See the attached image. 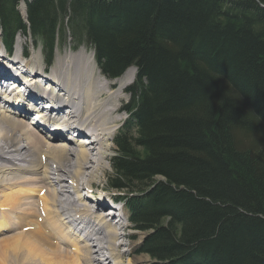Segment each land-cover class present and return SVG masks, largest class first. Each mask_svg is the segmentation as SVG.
Masks as SVG:
<instances>
[{"label":"trees","instance_id":"obj_1","mask_svg":"<svg viewBox=\"0 0 264 264\" xmlns=\"http://www.w3.org/2000/svg\"><path fill=\"white\" fill-rule=\"evenodd\" d=\"M0 0V40L135 69L106 178L146 264H264V0ZM26 55V54H25Z\"/></svg>","mask_w":264,"mask_h":264},{"label":"bare ground","instance_id":"obj_2","mask_svg":"<svg viewBox=\"0 0 264 264\" xmlns=\"http://www.w3.org/2000/svg\"><path fill=\"white\" fill-rule=\"evenodd\" d=\"M19 8L25 18L24 0ZM3 48L0 40V90L10 86L13 90L0 97V236L19 232L0 239V258L9 260L0 264H123L128 253L119 251L125 246L119 240L125 227L112 224L113 218L106 220L110 213L98 215L103 206L90 212L87 198L94 197L101 205L99 195L90 193L112 140L106 120L115 121L119 92L133 81L135 69L107 80L97 72L93 55L80 48L57 59L48 77L39 67L38 54L20 61L19 53L8 57ZM30 76L37 79L32 82ZM41 78L49 79L52 93L35 85ZM23 85L27 90L20 91ZM55 89L60 93L53 96ZM28 98L36 105L47 100L48 106L37 111ZM31 110L36 113L30 120L35 119L37 127L25 121ZM72 129L83 135L86 129L93 137L91 144L84 146L83 137L71 144ZM81 181L87 184L82 186Z\"/></svg>","mask_w":264,"mask_h":264},{"label":"rangeland","instance_id":"obj_3","mask_svg":"<svg viewBox=\"0 0 264 264\" xmlns=\"http://www.w3.org/2000/svg\"><path fill=\"white\" fill-rule=\"evenodd\" d=\"M18 10H19L20 15L24 18V16H23L24 14H22L19 7H18ZM32 44H33V49H32ZM36 46H38V45H35L31 38L17 36L15 39V43H14L12 57H15V55L21 51L27 52L29 54L27 57V60L31 57V54H33V53L38 54V56H39V58H38L39 59L38 60L39 67H40V69L45 70V74L48 77L51 75V68L53 67L55 61L57 59H62L69 51L75 52L80 48H84L86 50L87 55L93 54L92 50L88 46H81L78 48H73L72 45L68 43V41H64L62 43V45H58L57 47H55L54 57H53L51 66L48 68V70H46L44 67V64H43V55L40 51V48L36 47ZM97 72H99V71L97 70ZM26 74H27V72H26ZM128 86H126V87H128ZM112 88H114V86H112ZM119 97H120V100L116 103V105L119 107V112L117 115L114 116L115 121L112 119H109V118L106 120V122L109 123L108 126L112 127V139H113V136L115 135L116 131L118 130V128L121 126L123 121L126 119L125 113H123L121 111V107L126 103L127 98H128L124 92V89L122 92H119ZM61 117L62 116H60V119H61ZM85 133L88 134L89 132L85 129L84 135L83 134L82 135L78 134V135L85 138L87 136V135H85ZM78 135H76V133L71 132V134L69 136H72L71 139L75 140L77 138L76 136H78ZM108 144L110 145V149L105 150V152L107 154V158L103 161L104 163L102 162V164L100 166L101 168H99L100 170L98 169L99 171L97 170L98 172H95V175L98 177H95L93 180L94 182L92 181V183H91L92 195L95 196L98 194L100 197L101 205L103 206V211L98 214L100 216H105L107 213L111 212V211L108 212V210H111V209L109 207H106V206L110 203L112 197H114V195L116 194L114 191L109 190L107 185H106V178L108 175H111V169H110V164H109L110 161L109 160L114 155V146L112 144V140ZM50 177H54V176H50ZM68 183H69V181L66 179V184L69 185ZM80 183H82V186L87 184L86 181H81ZM82 186H80V188L78 187V189H81ZM84 193H85V190L80 192V195H82ZM61 198L64 199L66 197H60V199ZM87 199H88V201H87L88 210L91 212L92 208L96 207L95 204L96 203L99 204V202L96 201V199L94 197H92V199H90V198H87ZM94 200H95V202H94ZM92 202H94V203H92ZM97 207H98V205H97ZM123 215H124L125 221H123V220L119 221V225H122L125 228L123 231H121L123 233V237L119 240V242L124 244L126 247L124 246V247L120 248L119 251L121 253L125 252L126 255L128 253V258L127 257L123 258V264H125V262L128 260L133 261L134 264H146L150 260L148 258V256L136 255V252L138 250L140 242L142 241V239L144 237V234L132 229L131 225L128 224L127 220L125 219L126 218V212L125 211H123ZM106 220H110V217H106ZM112 224H114V223H112ZM12 232L5 233L4 236H0V239L5 238V240H7L8 238L13 237V235L18 233L19 231L13 230ZM80 236H83V235L81 234ZM52 243H54V242H52ZM52 246L56 247V245H52ZM127 246H129L130 248L128 249ZM60 247L62 248V250H68L71 252V250L69 248H65L64 246H60ZM4 251H6V253L9 254V251L7 250V248L6 249L4 248ZM48 258H50V257H48ZM59 260L62 261L61 259H59ZM0 261H1L0 263H2L3 260L0 258ZM8 261L9 260H5L3 262H8ZM50 261H52L51 263H53V261H57V260L50 259ZM110 264H112L111 261H110Z\"/></svg>","mask_w":264,"mask_h":264}]
</instances>
